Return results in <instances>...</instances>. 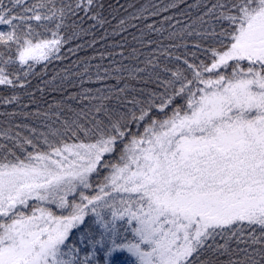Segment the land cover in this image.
Listing matches in <instances>:
<instances>
[{"label": "snow or ice", "instance_id": "1", "mask_svg": "<svg viewBox=\"0 0 264 264\" xmlns=\"http://www.w3.org/2000/svg\"><path fill=\"white\" fill-rule=\"evenodd\" d=\"M0 108V264H264V0H0Z\"/></svg>", "mask_w": 264, "mask_h": 264}, {"label": "trees", "instance_id": "2", "mask_svg": "<svg viewBox=\"0 0 264 264\" xmlns=\"http://www.w3.org/2000/svg\"><path fill=\"white\" fill-rule=\"evenodd\" d=\"M122 2H123V0H122ZM113 23H115V21ZM92 54H94V52H92L91 50L87 51L88 56H91ZM80 55L82 57H84L86 55V53L81 52ZM66 66H67V62H65L64 64L58 63L56 65V67H66ZM50 71H51V68H50ZM25 100L27 101V98H25ZM53 102H54L53 96H51V95L47 96V103H53ZM36 108H40L41 110L46 108L45 98H42L41 96H39V94L37 95L36 99L31 102V105H30V110L34 111ZM4 110H5L4 108H0V112H2ZM8 110H11V109H8ZM0 119H3V117H0Z\"/></svg>", "mask_w": 264, "mask_h": 264}]
</instances>
